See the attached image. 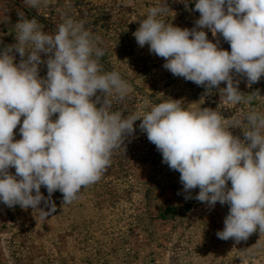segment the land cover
<instances>
[{"label": "clouds", "instance_id": "9594fccd", "mask_svg": "<svg viewBox=\"0 0 264 264\" xmlns=\"http://www.w3.org/2000/svg\"><path fill=\"white\" fill-rule=\"evenodd\" d=\"M25 4L39 8L41 0ZM194 10L200 13L195 26L182 29L166 23L168 7H150L133 33L137 44L149 45L174 76L204 86L207 93L218 89L233 105L244 102L233 74L246 77L249 87L264 76V0H195ZM18 16L17 42L0 50V202L38 209L47 218L56 211L53 193H62L63 204L78 199L82 188L101 179L113 152L124 148L141 120L140 131L162 162L180 173L183 191L189 193L185 199L199 188V202L229 205L219 239L240 242L256 231L264 233V111L225 119L221 111H193L182 100L170 99L143 114L124 116L113 105L128 96L131 86L118 71H103L99 58L105 51L84 21L65 16L49 33L35 18L22 11ZM203 29L222 35L231 51L209 40ZM42 63L45 77L39 75ZM222 82L226 87H219ZM150 103L146 98L145 106ZM18 125L21 139L15 140ZM244 125L243 140L229 130ZM42 202L50 205L48 211Z\"/></svg>", "mask_w": 264, "mask_h": 264}, {"label": "rangeland", "instance_id": "374dc122", "mask_svg": "<svg viewBox=\"0 0 264 264\" xmlns=\"http://www.w3.org/2000/svg\"><path fill=\"white\" fill-rule=\"evenodd\" d=\"M157 5L168 7L166 23L182 29L193 28L200 17L195 0H41L39 8H29L25 0H0V50L17 42L18 12L35 18L49 33L68 16L84 21V27L100 38L103 71L116 70L130 84L128 96L113 105L124 116L143 114L170 99L182 100V106L193 111H221L225 119L264 111V76L249 87L246 77L234 73L246 99L233 105L218 89L207 93L204 86L174 76L149 45L140 47L133 33L148 9ZM203 30L218 47L231 51L222 35L213 37L209 29ZM12 54L19 63V54ZM47 58L41 54L42 60ZM46 73L42 63L39 75ZM219 87H226V82ZM249 96L254 98L248 101ZM146 98L151 102L148 106ZM140 123L135 122L136 131L125 139L124 148L113 152L101 179L82 188L78 199L63 204L62 193H53L56 211L47 218L38 209L9 208L0 202V264H264V233L256 231L240 242L219 239L216 233L224 228L229 205L217 202L210 207L199 202L195 199L199 188L185 199L189 193L183 191L180 173L162 162V154L140 131ZM19 127L14 130L15 140L21 139ZM229 130L243 140L247 126ZM9 171L15 174L14 168ZM41 193L48 196L44 186ZM40 207L48 211L50 205L42 202Z\"/></svg>", "mask_w": 264, "mask_h": 264}]
</instances>
